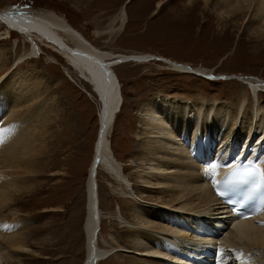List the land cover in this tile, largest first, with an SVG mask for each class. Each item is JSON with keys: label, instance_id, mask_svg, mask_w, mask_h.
I'll list each match as a JSON object with an SVG mask.
<instances>
[{"label": "bare ground", "instance_id": "bare-ground-1", "mask_svg": "<svg viewBox=\"0 0 264 264\" xmlns=\"http://www.w3.org/2000/svg\"><path fill=\"white\" fill-rule=\"evenodd\" d=\"M168 1L153 0L154 13ZM185 2L190 11L198 5V0ZM202 2L210 8V12L204 14L208 22L216 20L219 26H223L217 32H226L224 28L227 26L222 24V20L227 22L249 13V19L257 24V35L264 38V0ZM125 4L119 8L116 18L119 26L110 32L122 29L127 21ZM13 27L29 33L27 37L33 40L38 36L47 43L58 45L67 63L76 65L82 72L83 80L91 86L98 104V138L87 183L85 226L88 256L85 264L98 263L119 248H124L127 253L128 264H208L210 248H213L212 244L209 245L213 238L214 244L222 250L221 254L226 255V264H233L229 260L235 258L239 264H251L243 252L252 253L257 259H253L256 264H264V212L250 219L235 220L212 190L220 174L238 159L252 160L264 168V110L259 108L260 103L258 105L256 100L257 95L264 94L263 80H250L240 75L241 82L252 85L255 97L245 107L244 94L232 96L234 101L229 103L202 96L188 101L185 97L162 94L154 95L147 102L141 110L138 132V136H143L140 141L145 146L135 163L133 179L140 183L138 187L157 195L141 194L143 207L133 208L134 212L128 213L129 219L121 220L127 222V226L130 223L128 227H131L128 233L120 234L123 247L117 245V249L109 245L102 249L97 243L102 213L99 208L98 169H106L116 181L128 186L119 161L109 149L108 134L123 103L113 67L127 61L144 62L149 54L102 51L53 11L0 9V31L3 29L1 35L6 34L0 39L9 38L14 33L12 30L16 31ZM40 43L41 40L37 39L31 49L15 51L8 75L1 73L6 64V51L0 47V264H22L23 260L34 263L35 257H41L45 249L30 244L25 224L13 207L18 195L27 190L25 179L33 173L36 154L45 143L43 135L48 132L38 115L47 116V104L34 102L43 76H36L21 67L29 58L39 59L35 53L39 49L41 51ZM254 47H259V44H254ZM161 58L177 71L194 70L201 76L213 74L211 69L193 68L185 62ZM228 78H235V75ZM259 114L261 117L257 119ZM205 233L212 236L207 238ZM233 247L238 248V252L230 257L228 249Z\"/></svg>", "mask_w": 264, "mask_h": 264}, {"label": "rangeland", "instance_id": "rangeland-1", "mask_svg": "<svg viewBox=\"0 0 264 264\" xmlns=\"http://www.w3.org/2000/svg\"><path fill=\"white\" fill-rule=\"evenodd\" d=\"M125 1L0 0L2 10L13 7L17 11H53L102 51L149 54L150 59L144 62L127 61L113 67L123 103L108 134L109 149L119 161L128 186L116 181L106 169H98L102 213L97 243L102 249L109 245L118 249L117 245H122L120 234L128 233L131 228L128 227L130 223L127 226V222L122 221L129 219L128 213L134 212L133 208L143 207L141 194L157 195L144 191L133 179L135 163L145 146L138 132L141 110L147 102L154 95L162 94L185 97L188 101L202 96L229 103L234 101L232 96L244 94L245 107L255 97L252 85L241 82L240 75L264 81V38L257 35V24L249 19V13L227 22L222 20L227 26L223 34L217 32L223 27L221 24L219 26L216 20L208 22L204 14L210 12V8L205 7L202 0H198L191 11L186 6L187 0H169L155 13L153 0H130L126 4ZM123 4L127 21L122 29L110 32L119 26L116 18ZM13 28L16 31L12 30L14 33L9 38L0 39V47L6 51V64L1 73L8 75L12 70L15 51L31 49L33 42L41 40V51L35 53L39 59L29 58L21 67L43 76L34 102L47 104V116L38 114L48 131L42 138L45 143L36 154L33 173L25 179L27 190L18 195L13 205L18 218L25 224L30 244L45 249L41 257H35L34 263L23 260L22 264H85L88 256L87 183L98 138V104L82 72L76 65L67 63L58 45L38 36L33 40L27 37L29 33ZM2 30L1 38L6 37V34L1 35ZM161 57L188 63L193 68L211 69L213 74L205 77L194 70L177 71ZM231 75L235 78H228ZM262 95H257L256 100L264 110ZM121 250L119 248L95 264H128L127 253L124 248Z\"/></svg>", "mask_w": 264, "mask_h": 264}, {"label": "snow or ice", "instance_id": "snow-or-ice-1", "mask_svg": "<svg viewBox=\"0 0 264 264\" xmlns=\"http://www.w3.org/2000/svg\"><path fill=\"white\" fill-rule=\"evenodd\" d=\"M213 168L216 167V165H212ZM251 168V166H249ZM260 177L262 180H264V171H262L259 166H257L254 170H245L243 172H234L232 173V176L230 179L225 181L226 186L234 183H248L249 181L254 180L256 177ZM220 195H223L224 193H218Z\"/></svg>", "mask_w": 264, "mask_h": 264}, {"label": "water", "instance_id": "water-1", "mask_svg": "<svg viewBox=\"0 0 264 264\" xmlns=\"http://www.w3.org/2000/svg\"><path fill=\"white\" fill-rule=\"evenodd\" d=\"M118 61V60H117ZM117 61H113V62H117ZM96 163H98V159H96ZM95 206H96V208H97V202L95 201ZM95 238H96V236H95Z\"/></svg>", "mask_w": 264, "mask_h": 264}]
</instances>
